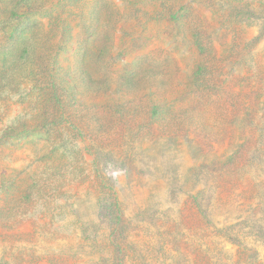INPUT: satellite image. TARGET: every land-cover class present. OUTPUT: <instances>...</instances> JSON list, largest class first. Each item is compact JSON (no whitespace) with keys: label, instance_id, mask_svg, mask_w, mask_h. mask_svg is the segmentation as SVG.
<instances>
[{"label":"rangeland","instance_id":"1","mask_svg":"<svg viewBox=\"0 0 264 264\" xmlns=\"http://www.w3.org/2000/svg\"><path fill=\"white\" fill-rule=\"evenodd\" d=\"M0 264H264V0H0Z\"/></svg>","mask_w":264,"mask_h":264}]
</instances>
